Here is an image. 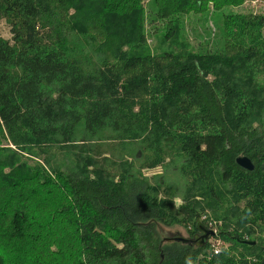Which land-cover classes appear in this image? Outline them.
<instances>
[{
	"label": "trees",
	"instance_id": "1",
	"mask_svg": "<svg viewBox=\"0 0 264 264\" xmlns=\"http://www.w3.org/2000/svg\"><path fill=\"white\" fill-rule=\"evenodd\" d=\"M146 1L0 0V264H260L264 9L230 14L219 52L152 54L148 19L167 43L244 0ZM206 210L204 247L160 244L154 221L192 237Z\"/></svg>",
	"mask_w": 264,
	"mask_h": 264
},
{
	"label": "rangeland",
	"instance_id": "2",
	"mask_svg": "<svg viewBox=\"0 0 264 264\" xmlns=\"http://www.w3.org/2000/svg\"><path fill=\"white\" fill-rule=\"evenodd\" d=\"M143 6L144 13L148 12L150 14L152 10L151 1L144 0ZM205 8L206 9L201 12L194 10L184 14L180 19L182 26L179 36L167 43L159 39L158 35H154V24L149 19L144 22L143 31L147 37V46L150 52L152 54L162 53L165 50L177 52L191 51L195 54L219 52L223 47L221 34L224 30V24L229 19L228 16L234 13L242 15L261 13L264 9V0H244V2L238 6L216 5L209 2ZM0 39L11 41L10 27L3 19H0ZM161 173L162 168L159 170H156V168H144L141 171V174L147 178L155 175L158 176ZM174 202L176 205H179L181 200L176 198ZM200 219L206 228L214 230L216 234L223 224L220 220H214L208 210L204 211ZM154 223L159 233L158 240L162 246L172 244L164 242V239L170 237L169 234L179 233L183 237L191 238L188 232L189 228L180 225L165 226L156 221H154ZM165 233L168 235H165ZM248 239H252V237ZM214 241L220 243V249L222 251H229V243L224 242L218 236H215V239L211 240L212 243H214ZM257 241L264 247V237H258ZM247 259L251 263L253 262L256 264L258 262L255 257H247Z\"/></svg>",
	"mask_w": 264,
	"mask_h": 264
},
{
	"label": "water",
	"instance_id": "3",
	"mask_svg": "<svg viewBox=\"0 0 264 264\" xmlns=\"http://www.w3.org/2000/svg\"><path fill=\"white\" fill-rule=\"evenodd\" d=\"M236 164L245 170L248 171L253 170V164L245 156L238 157L236 159ZM195 227H196V234L193 235L191 238H186L179 233H175V234H169L170 237L168 239H164V242L181 243L183 245H190L196 248H202L206 245L208 240L214 236V231L210 230L209 228H206V226L201 222L200 218L196 220ZM165 235L168 234L165 233ZM240 242L249 247H252L256 244L255 241H248V240H242ZM260 264H264V256L262 257Z\"/></svg>",
	"mask_w": 264,
	"mask_h": 264
},
{
	"label": "built area",
	"instance_id": "4",
	"mask_svg": "<svg viewBox=\"0 0 264 264\" xmlns=\"http://www.w3.org/2000/svg\"><path fill=\"white\" fill-rule=\"evenodd\" d=\"M213 231H214V230H213ZM211 240H213V238H212ZM211 240H210V241H211ZM212 247H213V253H214L215 255L218 254V253L220 252V243H219V242L214 241Z\"/></svg>",
	"mask_w": 264,
	"mask_h": 264
},
{
	"label": "bare ground",
	"instance_id": "5",
	"mask_svg": "<svg viewBox=\"0 0 264 264\" xmlns=\"http://www.w3.org/2000/svg\"><path fill=\"white\" fill-rule=\"evenodd\" d=\"M83 57V56H82ZM211 252V251H210Z\"/></svg>",
	"mask_w": 264,
	"mask_h": 264
}]
</instances>
